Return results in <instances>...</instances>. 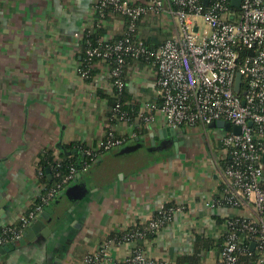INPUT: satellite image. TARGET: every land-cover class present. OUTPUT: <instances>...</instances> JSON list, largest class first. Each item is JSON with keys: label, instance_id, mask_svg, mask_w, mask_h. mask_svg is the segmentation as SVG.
Wrapping results in <instances>:
<instances>
[{"label": "crops", "instance_id": "0c3cea01", "mask_svg": "<svg viewBox=\"0 0 264 264\" xmlns=\"http://www.w3.org/2000/svg\"><path fill=\"white\" fill-rule=\"evenodd\" d=\"M96 1L0 0V225L20 223V216L44 192L38 175L44 149L57 155L64 144L96 146L110 128L109 102L100 95L111 94L110 66L96 61L94 76H83L82 39L96 23L105 29L103 38L122 35L127 25L119 13L100 21ZM139 30L151 48L171 37L175 26L167 3L161 11L149 12ZM125 80L138 114L161 102L155 69L144 59L128 64ZM138 114L113 127L118 134L144 129L128 144L142 146L125 154L112 150L79 173L35 217L44 225L31 219L25 244L0 251V264H80L110 234L151 215L164 202L185 204L191 217L177 216L157 242L145 240L142 247L151 257L176 264L178 256L192 251L197 233L214 231L217 217L228 211L207 204L222 188L214 165L216 135L221 133L215 128L200 134L179 128L175 136L153 143L154 132L166 127L162 117L156 114L146 125ZM174 139L180 143L178 150ZM47 175L51 178L49 170ZM46 207L51 211L44 217ZM217 253L208 251L205 262L215 261Z\"/></svg>", "mask_w": 264, "mask_h": 264}, {"label": "built area", "instance_id": "2783aa9c", "mask_svg": "<svg viewBox=\"0 0 264 264\" xmlns=\"http://www.w3.org/2000/svg\"><path fill=\"white\" fill-rule=\"evenodd\" d=\"M165 3L175 32L156 48H149L140 35L139 23L149 12L161 11ZM108 8L127 18L125 35L89 45L87 54L109 63L111 93L125 87L124 72L130 58L144 59L155 69L161 102L149 104L147 113L138 114L141 122L149 125L158 114L166 127L175 129L200 127L206 132L208 124L217 120L241 127L239 133L215 128L221 133L216 135L219 145L214 165L221 176L223 200L213 197L207 204L228 210L223 217L230 231L215 261L205 264H243L239 260L240 232L252 235V246L264 251V0H241L238 6L232 0H147L144 4L97 0L95 12L100 21ZM111 112V119H118L117 123L128 122L120 105ZM110 123L108 137L86 150L91 158L138 135L135 130L115 135ZM75 172L72 169L64 183L76 178ZM56 192L52 188L43 194V204L52 202ZM168 204L164 202L151 215L120 227L118 230L125 232L123 237L106 238L88 251L80 264H172L151 257L138 243L147 240V232L154 234L151 240L157 242L177 216L190 219L185 204ZM42 210L41 204L22 214L21 225L28 226ZM0 226V247L24 237V231L14 224ZM261 263L264 256L256 261Z\"/></svg>", "mask_w": 264, "mask_h": 264}, {"label": "trees", "instance_id": "16d2710c", "mask_svg": "<svg viewBox=\"0 0 264 264\" xmlns=\"http://www.w3.org/2000/svg\"><path fill=\"white\" fill-rule=\"evenodd\" d=\"M106 16L103 18V22L107 20L113 13V11L108 8L106 10ZM97 16V14H96ZM126 18V17H125ZM140 24V23H139ZM126 25H127V18H126ZM125 35V32L118 36V37H113V38H103L105 36V29L103 28V25L101 26L100 24L96 23L95 26L91 29H87L84 32V36L82 39V62L81 65L79 66V71L82 73L84 72L85 77L90 80L94 74H95V69L93 68V64L96 61H101L102 59L98 57H92L90 58L87 54V49L89 45L92 44H97L98 42L101 43H106L109 41H113L117 38L122 37ZM145 43L147 44L146 40H144ZM149 48L150 44H147ZM103 61V60H102ZM131 58L128 60V64L131 62ZM109 64L108 62H106ZM114 63H110L112 66ZM126 73V69L125 72ZM113 80V78H111ZM101 96H105L108 99L109 102V108H108V119L111 121L113 124L117 123L118 119H111L112 112L111 109L115 107V105H120V111L125 112V118H128V121H132L135 116L138 114V110L136 105L130 101L132 99L131 94L127 91V85L123 88L122 91H117L115 89L114 92L111 94H100ZM209 128H217L219 129L220 127L215 126V127H210L209 125L207 126V129ZM221 130V129H220ZM223 130V128H222ZM138 132V137L141 135V133H145L144 129L142 131L136 130ZM115 135L118 133L115 132ZM107 135V132H106ZM108 136H105L107 138ZM135 138H132L130 140H127L122 146L118 147H113L109 150H102L98 156L91 158L90 155L86 153V150L89 148H94L95 146H89L85 143H78V144H64L60 147L59 152L57 155H55L54 150L51 148L44 149L42 153L40 154V162L38 164V175L40 177V181L46 185V188L44 192L37 197L33 205L28 208L24 213H28L32 209H34L38 205H46L43 204L42 202V195L45 194L48 190H51L52 188H56V197L62 189L73 183L76 178L70 179L68 182L64 183V179L71 173L72 169H74L76 172V177L79 173L84 171L87 167L92 165L94 161H96L99 157L104 155L105 153L111 152L112 150L114 152H117L118 154H121L119 150L123 149L124 147H127L128 144H130L132 141H134ZM168 149L169 147H164V149ZM125 154V153H124ZM87 162L88 165H84V163ZM48 170L51 173V178L48 177L47 172ZM222 193H223V188L220 187L219 192L215 197L218 199L222 198ZM55 197V198H56ZM55 198L53 199L52 202H50L47 205L53 204ZM223 200V199H221ZM168 205H174V203H169ZM139 221V220H138ZM137 221V222H138ZM227 219L225 217H217V222H216V228L214 231L210 232H201L197 233L194 238V243L192 246V251L189 250V252L180 255L176 258V264H205V255L207 254L208 251L214 249L217 250L218 252L221 250L223 242L228 235L230 228L227 225ZM31 220L29 221V223ZM29 225V224H28ZM17 229H21L26 231L28 226H22L21 222L14 224ZM140 226V224L138 225ZM2 228L0 226V235H2ZM124 231H115L114 233L109 235L110 237H123ZM242 234V240L240 242V251H239V260L243 264H256V261L261 257L264 256V251L261 252L258 248H255L252 246L251 241L253 239V236L248 234L247 232H240ZM154 234L151 232H147L146 234V239H153ZM145 239H140L139 244L142 246L143 242ZM16 245H19L20 240H15L13 241ZM263 264V263H261Z\"/></svg>", "mask_w": 264, "mask_h": 264}, {"label": "water", "instance_id": "95a60500", "mask_svg": "<svg viewBox=\"0 0 264 264\" xmlns=\"http://www.w3.org/2000/svg\"><path fill=\"white\" fill-rule=\"evenodd\" d=\"M240 1L241 0H232V3H233V5L238 6L240 4ZM239 82H240V75L237 78V86H236L237 89H239ZM208 125L210 127L218 126L220 128H225L226 130H231L232 129L235 133H239L240 130H241V127L240 126H238V125H232L230 122L225 121V120L212 121ZM176 133H177V131H176L175 128H172V127H164V128H161L157 132H154L155 137L153 138L152 142L155 143L156 140H158L160 138H163V137L175 136ZM174 144H175L176 150H178V147H179V144H180L179 141H177L176 139H174ZM141 146H142V143L141 142H138V143H136L134 145H130V146L124 147L123 149H121L119 151H120L121 154H123V153H129V152H132V151H135V150L139 149ZM111 152H113V151H111ZM48 211H51L50 210V207H46L45 208V211L42 213V215L44 217H46L48 215L47 214ZM35 222L38 223V224L44 225V223L42 222L41 219L35 218ZM33 229H35V227ZM43 233H45V231H43ZM20 242H21V244H25L26 243V241L24 240V238H21L20 239ZM253 247H254V245H253ZM14 248H16V244L15 243H8V244L0 247V251L1 252L10 251V250H13Z\"/></svg>", "mask_w": 264, "mask_h": 264}, {"label": "rangeland", "instance_id": "374dc122", "mask_svg": "<svg viewBox=\"0 0 264 264\" xmlns=\"http://www.w3.org/2000/svg\"><path fill=\"white\" fill-rule=\"evenodd\" d=\"M188 129H190L194 133H198V134L202 133V129H198V128H195V127H189ZM199 138H201V137H199Z\"/></svg>", "mask_w": 264, "mask_h": 264}, {"label": "flooded vegetation", "instance_id": "af4514ba", "mask_svg": "<svg viewBox=\"0 0 264 264\" xmlns=\"http://www.w3.org/2000/svg\"><path fill=\"white\" fill-rule=\"evenodd\" d=\"M166 142H167V140H166V141H164L163 143H166ZM163 145H165V146H166L167 144H163Z\"/></svg>", "mask_w": 264, "mask_h": 264}]
</instances>
